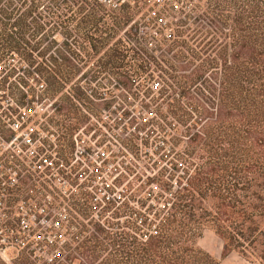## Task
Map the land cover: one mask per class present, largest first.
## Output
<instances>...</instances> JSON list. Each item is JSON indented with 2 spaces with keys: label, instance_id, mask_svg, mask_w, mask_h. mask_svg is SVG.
<instances>
[{
  "label": "trees",
  "instance_id": "obj_1",
  "mask_svg": "<svg viewBox=\"0 0 264 264\" xmlns=\"http://www.w3.org/2000/svg\"><path fill=\"white\" fill-rule=\"evenodd\" d=\"M54 1L64 17L71 12V5H77L76 0ZM197 2L201 13L195 17L191 10L180 24L184 26L190 20L199 22L197 31L189 27L184 32L193 42L192 46L199 48V54L187 43L172 42L171 50L184 44L191 59L183 52L175 54V59L182 64L170 65L171 73H165L173 85L169 86L170 91L154 81L149 73L153 58L143 51H135L130 45L131 36H127L128 40L117 39L97 60L126 89L136 82L143 88L145 84L156 83L159 87L155 94L160 99H171L168 106L171 130L177 132L175 124L183 127L184 148L179 153L173 152V161H168L173 171L168 174L169 182L157 179L171 199L167 200L169 207L155 215L159 219L164 214L156 227V235L144 238L130 210H124L126 207H107L105 212L112 215L101 222L89 219L91 206L77 205L93 232L82 226L72 237L73 248L65 245V253L60 251L51 262L41 264H218L197 245L205 229L221 241L222 257L234 253L247 264H264V0ZM78 8L80 14L85 12L83 7ZM31 13H19L18 9L11 13L2 11L12 22L0 21L3 27L0 28V56L17 55L40 77L46 94L56 93L71 81L73 74L61 71L55 60L46 59L36 65L33 54L37 50L23 38L25 17ZM15 15H18L16 19ZM106 18L113 24L106 23ZM130 21L129 11L109 13L98 5L82 17L85 26L104 35L99 37L101 45L113 36L115 27L122 25L132 30L135 40L137 33L129 26ZM100 24L105 26L103 31L98 27ZM85 40L96 51L94 42L98 41L88 35ZM36 56L43 58L40 53ZM196 59L198 64L194 63ZM182 71L186 73L181 74ZM146 90L153 94L151 85ZM83 98L85 93L79 91L68 100L77 108L75 104ZM56 111L60 118L54 127L63 138L59 152L69 163L74 144L64 140H71L80 130L90 131L87 116L91 113L78 109L77 116L67 117L61 109ZM135 130L143 132L137 127ZM170 140L173 144L179 142L174 135H170ZM122 144L136 159L137 142ZM126 172L133 174L128 167ZM123 181L125 176L118 183ZM172 183L176 185L174 190ZM126 217L129 219L121 222ZM17 259L21 264H34L24 256ZM0 264L6 263L0 258Z\"/></svg>",
  "mask_w": 264,
  "mask_h": 264
},
{
  "label": "rangeland",
  "instance_id": "obj_2",
  "mask_svg": "<svg viewBox=\"0 0 264 264\" xmlns=\"http://www.w3.org/2000/svg\"><path fill=\"white\" fill-rule=\"evenodd\" d=\"M22 1L24 2L23 5ZM76 1L77 5H71V12L64 17L61 12L62 9L54 0H0V21L2 24L12 22V20H7L4 17L2 11L11 13L13 9H18L19 13L25 14L32 11L31 14L25 17L26 27L23 38L37 50L33 54L36 65L42 64V61L55 60L61 71L73 74L71 81L63 84L56 93L46 94L40 77L33 73L31 67L18 56L15 57V61H12V56L4 54L0 56V62L3 61L0 66L5 68L6 73L0 80V89L8 90L9 94L21 105L27 99L29 104H31V101H37L41 104L38 115L42 119L47 138L54 140L57 144V151L60 149L59 143L63 142V138L59 130L54 127V122L60 118L56 109H61L67 117H71L72 114L77 116L78 109L83 113L88 110L91 113V115L89 114L90 117L87 116L91 130L87 133H78L76 136L77 141L89 152L91 149L95 152L96 145L101 146L104 151L110 153L108 159L117 171H121L118 165H124L123 167H128L133 171V174L128 173L125 176L126 181L121 182L124 191L123 193L120 192L121 197H113L119 203L117 207L119 209L126 207L124 209L126 211L130 210L131 207L128 202L133 203L138 197L139 203L144 202L142 197L149 181L158 183L157 179L161 178L166 181L164 180L165 177L170 172L173 173L168 161H173V152L183 151L185 140L181 136L183 127L175 124L178 129L177 132L171 130V118L168 114L171 99L169 97L160 99L155 94L159 87L156 83L145 84L143 88L141 83L136 82L126 89L119 85V78L111 75L109 71H104L103 66L101 63H97V60L114 45L117 39L128 40L127 36H131L132 39L130 38L129 41L133 49L137 52L143 51L145 55L153 58L152 63H150L152 72L149 73L153 75L154 81H159L163 89L170 91L169 86L172 88L173 85L165 73H171L170 65L182 64L175 59V54L183 52L188 59H191V53H187L184 44H180V46L171 50L172 42L162 41L161 43L150 44L143 38L134 40L131 35L132 30L129 31L128 26L125 25L115 27L113 36L108 38L107 41H103L101 45L99 44L101 39L99 37L104 38V35L95 32L93 28H89L82 23L83 15H88L90 8L94 6L87 0H85L87 4L82 0ZM78 7H83L85 12L80 14ZM191 10L194 11L193 15L195 17L201 13L202 9L197 0L190 1L185 15L190 14ZM129 13L131 16V12ZM17 16H13L14 19ZM63 22H67V24ZM105 22L113 24L109 18H106ZM198 24L199 22L193 20H190L184 26L180 24L175 40L187 43L195 50L197 55L199 54V48L192 46L193 42L186 38L184 32L189 27L197 31ZM98 27L101 31L105 29L102 24ZM0 28H3L1 24ZM87 35L98 41L94 42L96 51L92 50L87 40H85ZM200 35L199 33L195 36L196 41H198ZM37 53L43 54V58H38ZM194 63L198 64L199 62L196 59ZM180 73L185 74L186 71ZM160 76L163 79L162 81L159 78ZM150 85L153 94L146 90ZM79 91L85 93V98L81 103L75 104L76 108L69 102L68 98L70 99ZM0 108L2 107L0 106ZM145 122L147 124L143 128ZM135 127L142 129L143 132L137 133ZM170 135L178 137L179 142L173 144ZM71 141L73 142V138L64 140L66 143ZM128 141H135L138 145L141 144L138 146L136 159L131 155L128 156L120 148L119 143ZM84 156L86 157V155ZM71 169L72 173H78L75 179L80 184L77 190L78 197H80L89 178H84L83 175L80 177L82 178V181H80L79 176L82 171H87V168L84 163L78 160L77 164H74ZM113 171L111 176L114 174ZM171 185L174 186V190L176 188L175 183ZM169 194V192H166L161 196L162 199H158V202L160 203L164 199L170 200ZM111 213L105 212L104 209H94L93 212H90L89 219L103 222L105 219H110ZM127 219L129 218H122L121 222ZM154 220L157 221L155 218ZM78 222L79 225H77V230L74 233L77 234L82 226L87 231L93 232L87 219L82 218ZM197 245L215 258L218 264H247L234 253L222 257L221 241L206 229L201 232L200 237L197 239ZM70 246L73 248L75 244L71 242ZM0 258L6 264H21V260L17 259L14 253L0 254Z\"/></svg>",
  "mask_w": 264,
  "mask_h": 264
},
{
  "label": "built area",
  "instance_id": "obj_3",
  "mask_svg": "<svg viewBox=\"0 0 264 264\" xmlns=\"http://www.w3.org/2000/svg\"><path fill=\"white\" fill-rule=\"evenodd\" d=\"M87 1L109 13L123 9L131 12L129 26L134 27L137 38L153 44L176 40L191 0ZM10 56L15 61L17 55ZM5 73L0 66V80ZM0 100V254L10 252L36 264L49 263L60 251L64 252V246L70 245L76 234L78 221L83 218L77 205L91 206L90 212L118 208L113 197L120 198V192H124L118 182L128 175L126 167L118 165L121 171H117L108 159L110 153L101 146L96 145L95 152L86 151L76 137L82 130L73 137L74 150L66 163L57 144L45 134L38 115L40 103L29 104L27 99L21 105L8 90L1 89ZM119 145L131 155L122 142ZM78 160L87 168L79 178H89L80 197V184L75 179L78 173L71 169ZM167 177L164 180L169 182ZM165 193L160 184L152 181L143 193L144 205L139 203V197L128 202L132 219L144 238L157 233L164 214L157 221L155 215L169 207L167 199L158 202Z\"/></svg>",
  "mask_w": 264,
  "mask_h": 264
}]
</instances>
